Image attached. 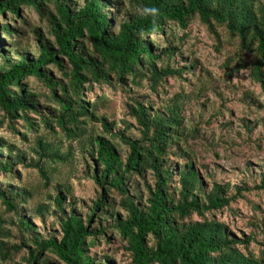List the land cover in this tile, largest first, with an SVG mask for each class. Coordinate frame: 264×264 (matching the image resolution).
I'll return each mask as SVG.
<instances>
[{"label": "trees", "instance_id": "trees-1", "mask_svg": "<svg viewBox=\"0 0 264 264\" xmlns=\"http://www.w3.org/2000/svg\"><path fill=\"white\" fill-rule=\"evenodd\" d=\"M195 19L212 33L224 27L241 51L255 55L249 78L264 95L259 0H0V127L10 138L25 141L41 129L69 144L62 153L38 135V160L27 161L0 137V264H114L91 252L111 236L127 264H264V238L255 237L264 219L249 223L253 233L245 238L213 216L244 199L247 184L207 182L185 148L189 135L178 100L155 108L133 92L165 91L167 78L182 77L187 67L172 64L177 48L167 31L186 30ZM233 64L235 72L243 68ZM93 87L126 96L122 127L100 114L103 99ZM244 97L259 106L251 94ZM71 145L85 164L80 178L94 187L83 215L71 188L52 183L49 163L68 162ZM19 167L50 187L43 202L29 206L33 193L20 184ZM257 189H264V172ZM50 216L57 230H41L36 220L45 224ZM250 243L262 247L261 257Z\"/></svg>", "mask_w": 264, "mask_h": 264}, {"label": "rangeland", "instance_id": "rangeland-1", "mask_svg": "<svg viewBox=\"0 0 264 264\" xmlns=\"http://www.w3.org/2000/svg\"><path fill=\"white\" fill-rule=\"evenodd\" d=\"M214 29L215 33L210 32L197 19L186 30L171 26L167 36L170 45L177 48L172 64L187 69L183 70L181 78H167L165 91L159 88L157 93H152L145 87L134 89L133 92L136 91L137 96L147 97L155 108L171 105L178 100L189 135L185 148L192 155L201 177L206 178L207 182L214 181L221 185L229 183L231 187L247 184L249 192L243 193L244 199L234 200L229 209L213 215L232 230L243 233L246 238L249 233H253L248 224L261 223L264 219V189H257L264 172V95L249 78L248 68L255 55L241 51L237 38L224 27L215 26ZM154 38L165 44L164 37ZM238 61L243 68L235 72L233 63ZM157 65L160 67V63ZM92 93L103 99L98 105L100 114L122 127L120 121L125 118L122 103L126 96L122 97L120 92L107 87H93ZM247 94H251L259 106L245 98ZM246 126L251 129L250 132ZM38 135H42L41 129L38 133H26V140L23 141L19 137L10 138L5 127H0V137L12 143L15 151L22 152L27 161L38 160L34 144ZM43 137L53 145L60 146L62 153L67 151L69 144L64 138L49 134ZM75 147L71 145L72 155L68 162L49 165L56 171L52 183H65L71 188L79 204L77 210L83 215L90 199L94 198V187L90 180L80 178L85 164ZM117 148L121 152L125 150L122 145H117ZM16 172L20 184L33 193L29 206L43 202L51 192L50 187L43 186V181L34 170L19 167ZM35 223L44 231H49L50 225H53V231L57 230L56 220L51 216L45 219V224L39 220ZM255 234L256 240L262 241L264 228H259ZM120 246L111 236L107 244L100 242L91 248V252L97 256L111 257L114 264H127V257ZM248 248L254 255L262 256V247L258 243H250ZM22 263L20 259L15 260V264Z\"/></svg>", "mask_w": 264, "mask_h": 264}, {"label": "clouds", "instance_id": "clouds-1", "mask_svg": "<svg viewBox=\"0 0 264 264\" xmlns=\"http://www.w3.org/2000/svg\"><path fill=\"white\" fill-rule=\"evenodd\" d=\"M145 12L149 13V14H151L153 16H156L158 14V9H156V8H147V9H145Z\"/></svg>", "mask_w": 264, "mask_h": 264}]
</instances>
